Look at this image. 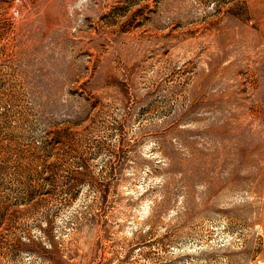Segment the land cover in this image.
Here are the masks:
<instances>
[{"label":"rangeland","instance_id":"obj_1","mask_svg":"<svg viewBox=\"0 0 264 264\" xmlns=\"http://www.w3.org/2000/svg\"><path fill=\"white\" fill-rule=\"evenodd\" d=\"M0 264H264V0H0Z\"/></svg>","mask_w":264,"mask_h":264},{"label":"bare ground","instance_id":"obj_2","mask_svg":"<svg viewBox=\"0 0 264 264\" xmlns=\"http://www.w3.org/2000/svg\"><path fill=\"white\" fill-rule=\"evenodd\" d=\"M261 3H262V1H261Z\"/></svg>","mask_w":264,"mask_h":264}]
</instances>
